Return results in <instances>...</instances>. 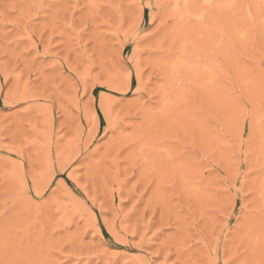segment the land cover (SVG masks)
I'll return each instance as SVG.
<instances>
[{
  "label": "rangeland",
  "instance_id": "1",
  "mask_svg": "<svg viewBox=\"0 0 264 264\" xmlns=\"http://www.w3.org/2000/svg\"><path fill=\"white\" fill-rule=\"evenodd\" d=\"M0 264H264V0H0Z\"/></svg>",
  "mask_w": 264,
  "mask_h": 264
}]
</instances>
